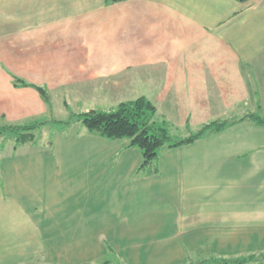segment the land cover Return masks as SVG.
<instances>
[{
  "label": "crops",
  "instance_id": "1",
  "mask_svg": "<svg viewBox=\"0 0 264 264\" xmlns=\"http://www.w3.org/2000/svg\"><path fill=\"white\" fill-rule=\"evenodd\" d=\"M14 79L44 88L52 116L144 97L178 138L262 116L264 0H0V125L46 118ZM59 127L40 144L0 136V264L264 259V126L162 148L142 170L127 140Z\"/></svg>",
  "mask_w": 264,
  "mask_h": 264
},
{
  "label": "trees",
  "instance_id": "2",
  "mask_svg": "<svg viewBox=\"0 0 264 264\" xmlns=\"http://www.w3.org/2000/svg\"><path fill=\"white\" fill-rule=\"evenodd\" d=\"M122 0H105L106 4H115ZM245 3L249 0H235ZM14 86L32 87L46 103L49 112L51 104L46 90L42 87L27 84L19 79L13 80ZM65 105V104H64ZM155 107L143 97L134 101L119 104L115 110L106 112L89 110L82 113L69 112L65 121L52 122L68 128L74 123H80L88 132L94 133L108 140H127L128 147L137 148L141 152L142 161L139 170L153 167L158 158V152L162 148L173 149L184 145H189L203 137L219 133L243 121H251L257 125L264 126V114L262 116L255 113L244 114L235 119L216 120L202 126L197 132L184 138L171 139L165 125L158 124L154 120ZM44 121H38L26 126L0 125V136L9 134L16 136H28V138H15V144L34 142L33 130L37 126H43ZM256 257L248 256L234 260H219L208 264H246L252 262ZM264 257V256H263Z\"/></svg>",
  "mask_w": 264,
  "mask_h": 264
},
{
  "label": "rangeland",
  "instance_id": "3",
  "mask_svg": "<svg viewBox=\"0 0 264 264\" xmlns=\"http://www.w3.org/2000/svg\"><path fill=\"white\" fill-rule=\"evenodd\" d=\"M50 97V96H48ZM57 97V96H56ZM140 98V97H139ZM144 98V97H143ZM138 99V98H137ZM50 100V98H49ZM136 100V99H135ZM147 100V99H146ZM134 101V100H133ZM128 102V101H127ZM127 102H122V103H127ZM130 102V101H129ZM121 104V103H120ZM119 104H117L114 109H110V110H105L106 112H110V111H113L116 109V107L118 106ZM114 106V105H112ZM56 109L55 112H54V116H52V112L51 111L46 118H44L43 120H40V121H44V125L43 127L41 126H37V129L35 130V135L38 137L40 136L39 138H35L37 140V144H40L42 142H45L46 140H50V138H47L46 135L50 134V131L54 130V129H57V128H60L59 126L55 125L52 120L54 121H57V122H60V121H65L68 116H69V112H67V110L62 107L61 105H57L56 106ZM156 110V109H155ZM74 113H78V112H74ZM262 113V112H261ZM264 113V111H263ZM155 115H156V112H155ZM158 124H162L164 125L163 123H158ZM166 127V126H165ZM167 131H168V135L171 137V139H178V136H177V133L176 135L175 134H171V131L168 129V127H166ZM196 130V129H195ZM39 131V132H38ZM44 133V134H43ZM41 134H43V136H41ZM41 137H44V138H41ZM2 140V139H1ZM14 140V138H13ZM3 141V140H2ZM12 141H3L1 142L2 146L4 144H7V146H10L12 145ZM209 263V262H208ZM214 263V262H213ZM251 264H264V259H262L261 257H256Z\"/></svg>",
  "mask_w": 264,
  "mask_h": 264
}]
</instances>
